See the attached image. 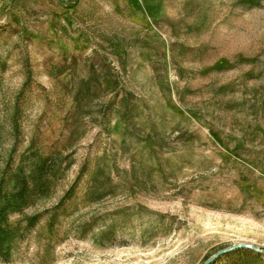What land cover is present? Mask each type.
<instances>
[{
    "label": "rangeland",
    "instance_id": "obj_1",
    "mask_svg": "<svg viewBox=\"0 0 264 264\" xmlns=\"http://www.w3.org/2000/svg\"><path fill=\"white\" fill-rule=\"evenodd\" d=\"M39 156L0 264H264V0H0V206Z\"/></svg>",
    "mask_w": 264,
    "mask_h": 264
},
{
    "label": "trees",
    "instance_id": "obj_2",
    "mask_svg": "<svg viewBox=\"0 0 264 264\" xmlns=\"http://www.w3.org/2000/svg\"><path fill=\"white\" fill-rule=\"evenodd\" d=\"M83 84V83H81ZM84 89L81 87L75 95L77 105L81 103L80 98L83 96ZM54 159L51 156L46 158L39 156L32 171L15 174L14 191L9 194L6 204L0 206V250L2 249L3 235L7 234L4 229V223L7 221V215L12 213H21L23 208L29 204L30 199L35 196L36 192L44 194L48 184V176L51 173ZM74 186L69 190L67 196L71 194ZM37 216L29 219L31 226L35 225Z\"/></svg>",
    "mask_w": 264,
    "mask_h": 264
},
{
    "label": "water",
    "instance_id": "obj_3",
    "mask_svg": "<svg viewBox=\"0 0 264 264\" xmlns=\"http://www.w3.org/2000/svg\"><path fill=\"white\" fill-rule=\"evenodd\" d=\"M241 248L257 249L256 247H254L252 245L242 244V245L234 246V247L229 248L227 250H223V251L219 252L214 258H216V257H218V256H220V255H222L224 253L231 252V251H234L236 249H241ZM214 258H212L211 260H213ZM211 260H209V261H211Z\"/></svg>",
    "mask_w": 264,
    "mask_h": 264
}]
</instances>
